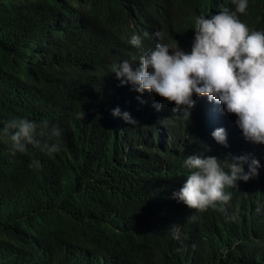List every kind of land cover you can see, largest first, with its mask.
<instances>
[{"label": "trees", "instance_id": "1", "mask_svg": "<svg viewBox=\"0 0 264 264\" xmlns=\"http://www.w3.org/2000/svg\"><path fill=\"white\" fill-rule=\"evenodd\" d=\"M225 8L232 0H0V128L19 118L62 130L51 155L0 139V264H264V145L246 141L215 101L193 95L174 113L113 72L156 43L189 53L197 19ZM237 15L264 32V0ZM157 31L163 39L143 36ZM219 128L227 147L212 138ZM191 155L260 167L226 189L227 204L196 212L172 198Z\"/></svg>", "mask_w": 264, "mask_h": 264}, {"label": "clouds", "instance_id": "2", "mask_svg": "<svg viewBox=\"0 0 264 264\" xmlns=\"http://www.w3.org/2000/svg\"><path fill=\"white\" fill-rule=\"evenodd\" d=\"M235 10L223 9L218 13L197 19L191 51L171 52L167 45L156 43L154 48L139 58L138 64L124 60L113 67L121 86L130 84L137 93H153L174 104L173 112L191 109L193 95L206 97L209 102L223 105L227 114L237 117L235 124L243 138L256 145H264V32L250 30L238 18L248 7V0H232ZM143 36L161 40L162 32ZM130 43L141 45V37L133 35ZM134 65H138L135 68ZM157 111L163 104L154 105ZM187 117L190 112L184 111ZM121 115L117 108L113 116ZM84 116V114H83ZM126 124H137L128 112L121 116ZM62 130L49 126L47 121L37 123L28 119H11L0 128V139L10 143L14 152H24L31 145L49 155L60 150ZM212 138L227 147L223 128L213 131ZM247 164V171L244 165ZM223 165V166H222ZM184 166L192 169L186 182L172 198L189 210L204 212L217 205L227 204L237 181L247 182L258 175L259 161L248 156H229L223 161L216 157L191 155ZM224 166L228 171L224 170ZM196 215L187 217L196 221ZM171 230L179 238V227Z\"/></svg>", "mask_w": 264, "mask_h": 264}, {"label": "bare ground", "instance_id": "3", "mask_svg": "<svg viewBox=\"0 0 264 264\" xmlns=\"http://www.w3.org/2000/svg\"><path fill=\"white\" fill-rule=\"evenodd\" d=\"M227 118H228V116H227Z\"/></svg>", "mask_w": 264, "mask_h": 264}]
</instances>
